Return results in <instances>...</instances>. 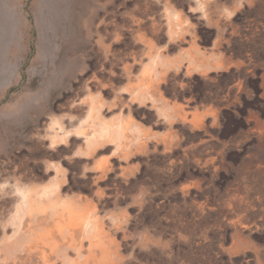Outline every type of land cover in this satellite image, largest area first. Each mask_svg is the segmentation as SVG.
Returning a JSON list of instances; mask_svg holds the SVG:
<instances>
[{
	"label": "rangeland",
	"instance_id": "374dc122",
	"mask_svg": "<svg viewBox=\"0 0 264 264\" xmlns=\"http://www.w3.org/2000/svg\"><path fill=\"white\" fill-rule=\"evenodd\" d=\"M57 174L99 204L74 264H264V0H0L7 236Z\"/></svg>",
	"mask_w": 264,
	"mask_h": 264
},
{
	"label": "bare ground",
	"instance_id": "6f19581e",
	"mask_svg": "<svg viewBox=\"0 0 264 264\" xmlns=\"http://www.w3.org/2000/svg\"><path fill=\"white\" fill-rule=\"evenodd\" d=\"M175 15L179 17V14ZM179 19H181V16ZM154 61L153 63H155ZM147 70H144V72ZM87 140L88 143L93 142V139L89 137H87ZM105 169L106 166L100 164L97 169V179H100ZM60 176L64 177L63 174ZM60 176L57 174L55 180L49 186L43 188H38L34 184H27V182L16 184L15 191H13L17 195H15V201H13L15 206L12 209L13 214L11 216V224L15 225L12 230L13 234L7 236L6 221H2L0 225L4 239L7 240L9 245H12L11 248L17 250L25 246L29 258H34L38 254L44 264H54L52 262L53 258L62 260L61 262L64 264H74L78 258L79 260L82 258L85 246L84 240L88 236L87 234L92 233V238L93 236L98 237L101 229L99 226V204L93 201L92 198L80 194L73 196L62 194L61 188L64 184L59 179ZM20 179H27V176L24 174ZM96 194L100 198L102 192L97 190ZM77 232L81 235L79 239L77 238ZM90 239L88 238V240ZM96 243L97 241L92 239L90 246Z\"/></svg>",
	"mask_w": 264,
	"mask_h": 264
}]
</instances>
